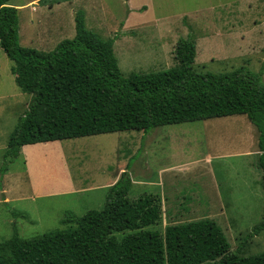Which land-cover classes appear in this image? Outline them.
Here are the masks:
<instances>
[{"label": "rangeland", "instance_id": "1", "mask_svg": "<svg viewBox=\"0 0 264 264\" xmlns=\"http://www.w3.org/2000/svg\"><path fill=\"white\" fill-rule=\"evenodd\" d=\"M30 1L10 0L19 8L23 46L53 50L76 34V14L83 11L89 29L116 38L125 76L173 67L178 40L192 37L196 70L246 66L262 71L264 80V0H135L133 8H141L130 16L128 0H40L28 6ZM128 17L129 36L122 33ZM13 66L0 45V241L15 227L22 238L64 228L67 211L82 216L102 210L110 187L127 171L132 199H161V220L150 229L164 232L168 225L209 218L233 250L243 243L242 254L264 252V231L247 237L264 216L254 153L259 133L247 115L25 145L4 164L9 135L33 99L16 83Z\"/></svg>", "mask_w": 264, "mask_h": 264}, {"label": "trees", "instance_id": "2", "mask_svg": "<svg viewBox=\"0 0 264 264\" xmlns=\"http://www.w3.org/2000/svg\"><path fill=\"white\" fill-rule=\"evenodd\" d=\"M75 20L76 34L53 50L23 46L19 8L0 0V45L14 62L18 86L33 94L9 135L4 164L25 145L244 114L259 133L264 187L262 71L246 66L198 71L197 43L189 37L178 40L173 67L125 76L114 50L116 38L89 29L83 11ZM131 186L124 171L102 210L82 216L67 211L64 228L22 238L15 227L0 241V264H264V252L242 254L243 243L233 250L222 227L209 218L168 225L164 232L150 229L161 220V199L156 194L132 199ZM262 231L264 216L247 237Z\"/></svg>", "mask_w": 264, "mask_h": 264}, {"label": "crops", "instance_id": "3", "mask_svg": "<svg viewBox=\"0 0 264 264\" xmlns=\"http://www.w3.org/2000/svg\"><path fill=\"white\" fill-rule=\"evenodd\" d=\"M36 1H40V0H31L30 2H29V4H28V6H32V5H34V3L36 2ZM135 0H128V5H130V7H131V12H130V14H129V16L130 15H132L133 13H135L133 10L134 9H136V10H138V9H140L141 7L139 6L138 8H133V7H137L133 2H134ZM64 2V1H63ZM11 3V2H10ZM60 3H62V2H60ZM59 3V4H60ZM58 4V3H57ZM58 4V5H59ZM58 5H55V8L56 7H58ZM129 22H130V18L128 17L127 19H126V21H125V23H124V25L123 26H125L126 28H125V30H123L122 31V33H123V35L124 34H128V36H129V34H130V31L132 30L131 28H128V25H129ZM145 23H148V22H145ZM133 29H135V28H133ZM133 34H135L136 32H132ZM121 37H126V36H121ZM17 83V82H16ZM24 147V146H23ZM254 153L256 154V155H258V157H259V155H260V151H258V149L256 150V151H254ZM258 161V160H257ZM255 169H257L258 171H261L262 172V177H263V170L259 167V163L257 164V166H256V168ZM208 172H211L210 170L208 171ZM212 173V172H211ZM261 177V178H262ZM262 180V179H261Z\"/></svg>", "mask_w": 264, "mask_h": 264}]
</instances>
